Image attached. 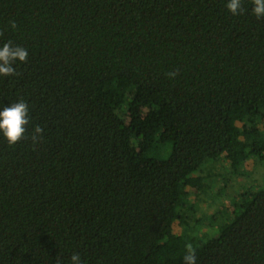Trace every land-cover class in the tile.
<instances>
[{"label": "trees", "instance_id": "obj_1", "mask_svg": "<svg viewBox=\"0 0 264 264\" xmlns=\"http://www.w3.org/2000/svg\"><path fill=\"white\" fill-rule=\"evenodd\" d=\"M226 2L0 0V44L29 53L0 77V105L30 110L24 139L0 137V264H182L188 243L197 264H264V186L228 192L264 161V19ZM146 140L171 147L154 168ZM221 159L213 198L234 200L231 215L190 225L186 191Z\"/></svg>", "mask_w": 264, "mask_h": 264}, {"label": "rangeland", "instance_id": "obj_2", "mask_svg": "<svg viewBox=\"0 0 264 264\" xmlns=\"http://www.w3.org/2000/svg\"><path fill=\"white\" fill-rule=\"evenodd\" d=\"M244 119V114H239L237 116L236 124L238 125V127H242ZM257 126H259V124H257ZM151 143V140H146L141 146L144 151V155L142 157V165L145 168L156 167L162 160L168 158L171 151L170 146H168L167 149L164 147H160L159 153H156L153 150ZM222 160L223 159H221V161L217 163V171L213 170L214 168H216L215 164H213V168H211L210 166L206 168L204 175L208 177V180L212 179V177H210V174H216L217 172L220 173L221 165L223 166L222 169L224 171L228 170L227 165H225V160ZM208 180L204 182L200 191H196L193 189H188V191H186L189 192L191 200V203H188L185 207V213L189 218L188 223H190V225H195L198 219L203 216L211 218L214 213H217L219 211L226 215L225 218H229V216L231 215V211L234 207V200H231V198H224L223 200L219 198L214 199L213 193L217 191L222 182H215V178H213L211 182ZM232 182L233 183L231 186H229L228 192L232 191L233 197H235L236 194H241L242 191L246 193L247 191H250V189L251 191H257L258 189L260 190L264 186V161H262L261 158H257L246 162L244 166L240 167L239 174H237L236 178H234ZM240 196L238 197V199L241 201L242 197ZM238 199L237 202L239 201ZM218 217L220 218L216 223V227H212V224H210L209 222L207 224H201L200 233L202 235H209L211 233H216L217 231L219 232L220 226L218 225H221L223 222L221 221V216ZM230 220H232V218ZM185 227L186 226H183V224L179 223V221L175 222L171 230V236H176L182 233Z\"/></svg>", "mask_w": 264, "mask_h": 264}, {"label": "clouds", "instance_id": "obj_3", "mask_svg": "<svg viewBox=\"0 0 264 264\" xmlns=\"http://www.w3.org/2000/svg\"><path fill=\"white\" fill-rule=\"evenodd\" d=\"M227 10L238 17L246 14L242 7V0H227ZM251 14L257 19H264V0H252ZM10 28L14 31L17 28L15 21H10ZM28 50L13 42L0 44V77H12L17 75V62L25 63L28 58ZM174 78L176 73H169ZM30 123V110L28 103L21 99L10 104L0 105V137L7 141L9 146H15L25 138L27 127ZM40 126L34 127L31 137L36 144L42 134ZM196 249L191 243L185 245V254L182 257V264H197ZM57 264H61L57 261ZM69 264H84L82 257L74 252L71 255Z\"/></svg>", "mask_w": 264, "mask_h": 264}]
</instances>
